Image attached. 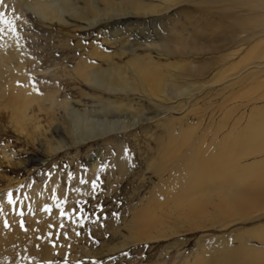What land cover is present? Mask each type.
<instances>
[{
	"label": "bare ground",
	"instance_id": "obj_1",
	"mask_svg": "<svg viewBox=\"0 0 264 264\" xmlns=\"http://www.w3.org/2000/svg\"><path fill=\"white\" fill-rule=\"evenodd\" d=\"M20 8L43 23L56 21L62 26L103 30L105 47L111 52L103 47L96 54L101 63L80 62L75 72L76 80L92 91L84 96L98 101L100 111L91 115L102 112L105 118L100 121L88 118L92 110L87 109L84 96L57 102L55 93L38 96L28 83L15 87L11 81L5 86L0 79V111L9 115L15 130L27 131L35 118L32 104L37 110L51 111V134L44 135L36 121L31 135L43 153L52 156L67 146H78L91 135L155 129L148 132L154 152L146 170H151L160 184L122 221L127 234L107 253L173 238L192 229L206 231L215 226L223 231L264 215V51L251 54L257 42L264 43V0H21ZM2 20L0 34L4 36L8 28ZM219 23L227 29L222 26L221 36L217 31L211 35ZM215 36L219 39L213 40ZM218 42L230 44L228 51L220 52L214 59L217 66L208 71V62L197 64L194 55L206 53L208 45L220 46ZM4 43L0 39V77L1 66L8 67L15 59V48L3 51ZM224 113L229 116L226 121H222ZM108 114L112 119L106 118ZM82 121L87 125L81 127ZM205 125V130L212 126V131L199 134L196 129ZM159 127L162 131H156ZM163 132L164 136L154 134ZM204 137L209 141L202 142ZM110 138L108 141L117 137ZM163 138L172 142L166 156H162L166 150L160 143ZM116 163L124 177L123 163ZM247 227L216 233L215 246H202L203 235L197 241L209 254L218 249L215 264H264V225ZM249 231L263 246H249L247 237H241L236 239L241 248L228 247L229 240ZM8 249L4 244L0 251L5 255ZM50 251L42 246L35 254L51 259Z\"/></svg>",
	"mask_w": 264,
	"mask_h": 264
},
{
	"label": "rangeland",
	"instance_id": "obj_2",
	"mask_svg": "<svg viewBox=\"0 0 264 264\" xmlns=\"http://www.w3.org/2000/svg\"><path fill=\"white\" fill-rule=\"evenodd\" d=\"M20 2L21 0H0V12L4 13L0 19L10 21L16 29L14 32L6 29L4 36L0 34L1 41L6 42L3 44V51L6 47L7 51L15 48L12 55L15 59L8 63V67L1 66L2 83L7 86L12 81L15 87L28 83L38 96L55 93L57 102L64 101L65 97L69 101H75L86 94L89 96L92 93L90 87L77 81L75 72L80 67V62L101 63L96 54L101 53V49L105 47V32H98L99 29L95 27L78 29L73 25L62 26L56 21L43 23L35 15L24 12L20 8ZM68 17L66 16L68 21L76 23ZM219 26L217 24L213 34H209L214 35L216 31L220 33L222 26L227 29L226 24L219 23ZM6 27L8 28L7 25ZM222 33L223 31L219 36ZM217 38L215 36L213 40H218ZM218 44L220 46L207 44L206 53L194 55L197 64L205 60L208 62V71L213 70L217 66L214 63L215 57L230 45ZM257 44L252 55L264 51V43L259 41ZM107 48L103 50L111 52ZM248 59L245 57L246 62ZM20 62L21 69L18 68ZM82 100L88 105L87 109L92 110L87 114L90 121L105 118L102 112L91 115L93 111H100L96 105L97 100L95 102L93 98L85 96ZM30 109L34 110L32 116L35 118L24 132L15 130L9 115L0 111V245L2 247L5 244L9 248L5 255L0 251V264H208L210 260L211 264H215L219 260L218 249L209 254L202 250V246L207 243L212 246L218 244L217 237H214L216 233H231L240 226H248L249 230L260 222L264 225L263 215L254 221L235 223L223 231L215 226L206 231L192 229L173 238L132 244L107 253L127 234L122 221L131 216L134 208L140 207L144 198L150 197L152 187L155 189L156 184H160L156 175L151 170H146L154 152L151 148L154 142L148 132L153 133L155 129L151 126V131L147 133L117 131V134L110 133L106 136L91 135L74 148L67 146L68 148L58 150L57 154L47 156L39 148L37 138L31 132L33 123L37 121L38 126L42 127V133L50 135L53 130L51 127L49 129V124L53 122L50 120L54 117L53 113L45 109L37 110L35 104ZM227 115L228 113H224L222 121L229 118ZM106 118L112 119V115L108 114ZM85 125L84 121L80 124L81 127ZM206 127L207 125L199 127L196 131H200L199 134L206 131L208 135L212 126L205 130ZM156 131H162V128L159 127ZM154 134L156 137L164 136V132ZM111 136L117 138L108 141L112 139ZM208 138L204 137L201 141L208 142ZM169 141L171 140L168 138L160 140L162 145H166L162 156L167 155V145L172 143ZM95 158L98 159L97 164L93 165ZM116 162L123 163L126 176L119 174L116 168L119 163ZM145 171L148 173H144ZM140 175L145 180L142 181ZM167 177L165 175L163 179L167 180ZM80 208L84 211L78 215ZM61 211L69 215L62 216ZM247 233L241 232L239 237L229 240L228 247L231 250L241 248L243 245L236 241L241 237H247L246 243L252 247L263 244L254 234ZM200 236L203 238L202 246L197 241ZM42 246L51 250V259L36 256L35 249Z\"/></svg>",
	"mask_w": 264,
	"mask_h": 264
},
{
	"label": "snow or ice",
	"instance_id": "obj_3",
	"mask_svg": "<svg viewBox=\"0 0 264 264\" xmlns=\"http://www.w3.org/2000/svg\"><path fill=\"white\" fill-rule=\"evenodd\" d=\"M3 15H4V13L0 12V17H2ZM17 19H18V18H17ZM2 22L8 26V29H9L10 31H13V32H14V31L16 30L15 27L13 26V24H12L10 21L4 20V21H2ZM83 182H84V181H81V183H83ZM92 183H93V187H95V181H93ZM9 195H11V194L9 193ZM83 211H84L83 208H80L78 215H79V214H82ZM61 215H62V216H67V215H69V214L64 213L63 211H61ZM85 218H86V217H85Z\"/></svg>",
	"mask_w": 264,
	"mask_h": 264
}]
</instances>
